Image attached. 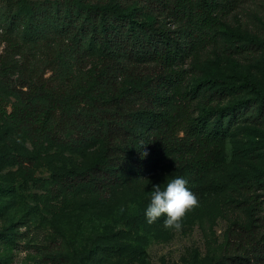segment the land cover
Masks as SVG:
<instances>
[{
	"label": "trees",
	"instance_id": "trees-1",
	"mask_svg": "<svg viewBox=\"0 0 264 264\" xmlns=\"http://www.w3.org/2000/svg\"><path fill=\"white\" fill-rule=\"evenodd\" d=\"M129 1L66 0L36 9L34 0H0L7 11L2 37L9 50L0 60V85L6 89L0 90V123L4 125L0 141L25 130L34 147L48 141L103 148L86 170L78 164L69 170L55 169L54 197L83 192L107 195L120 185H132L135 176L157 169L161 182L184 178L198 200L207 192L232 190L234 182L240 183L237 189L254 205L249 221L229 229L222 255L211 264H264V229L254 215L257 210L264 219V205L254 195L264 188V180L242 184L239 174L213 176L222 169L224 119L228 124L242 115L248 101H236L214 120L210 111L194 116L191 98L182 88V70L177 67L183 47L190 44L200 49L213 43L210 31L244 0H137L164 20L180 23L184 28L179 30L168 29L164 20H137L135 8H126ZM39 43L47 48L43 65L56 71L54 76L62 84L83 83V92L50 87L38 73L39 66H21L14 60L23 47ZM91 43L99 45L103 54L89 82L72 64L82 67L85 44ZM146 65L156 68V83L150 88L141 80ZM14 72L23 79L20 88L4 84ZM125 79L130 87L123 86ZM249 88L253 103L264 110V90L254 84ZM126 140H133L129 150L124 148ZM6 190L0 187V192Z\"/></svg>",
	"mask_w": 264,
	"mask_h": 264
},
{
	"label": "rangeland",
	"instance_id": "rangeland-1",
	"mask_svg": "<svg viewBox=\"0 0 264 264\" xmlns=\"http://www.w3.org/2000/svg\"><path fill=\"white\" fill-rule=\"evenodd\" d=\"M58 1L66 0H34L33 8ZM126 6L135 8L137 20H164L141 1L132 0ZM6 14L0 5V60L9 54L2 37ZM164 22L170 30L184 28L171 18ZM210 33L214 37L210 45L199 49L187 44L180 52L177 67L182 70V88L191 98L192 114L199 117L210 111L212 120L236 101H248L242 115L228 124L224 119L222 169L213 176L239 174L242 184H256L264 180V110L253 103L249 85L264 90V0H244L223 15ZM85 45L86 61L82 67L72 65L91 82L103 53L97 44ZM46 49L41 43L34 48L25 46L13 58L21 66H39L38 73L48 79L50 87L83 92V83L62 84L54 76L56 71L43 65ZM145 70L141 80L150 88L156 83V68L146 65ZM21 82L18 72L4 80L17 88ZM123 86L130 87L127 79ZM0 90L6 91L2 85ZM7 96L15 100L9 92ZM132 142L126 140L124 148L129 150ZM102 153V147L78 148L48 141L34 147L25 130L0 141V187L7 189L0 192V264H211L222 255L229 229L249 221L253 202L237 189L240 183L234 182L232 190L207 192L200 198L179 232L164 229L163 216L149 224L145 211L153 186L163 190L167 184L158 180V169L135 176L132 185H120L107 195L53 196L55 169L69 170L78 164L86 170ZM255 192L264 205V188ZM254 215L264 229L262 212L256 210Z\"/></svg>",
	"mask_w": 264,
	"mask_h": 264
},
{
	"label": "clouds",
	"instance_id": "clouds-1",
	"mask_svg": "<svg viewBox=\"0 0 264 264\" xmlns=\"http://www.w3.org/2000/svg\"><path fill=\"white\" fill-rule=\"evenodd\" d=\"M186 185L187 181L182 177L167 182L163 190L160 185H154L145 211L147 222L155 223L163 216L164 229L179 232L186 215L199 206L197 196Z\"/></svg>",
	"mask_w": 264,
	"mask_h": 264
}]
</instances>
